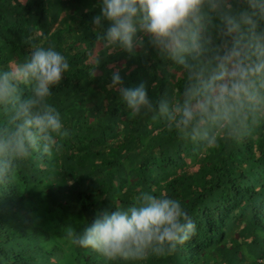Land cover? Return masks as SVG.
<instances>
[{
	"label": "trees",
	"instance_id": "1",
	"mask_svg": "<svg viewBox=\"0 0 264 264\" xmlns=\"http://www.w3.org/2000/svg\"><path fill=\"white\" fill-rule=\"evenodd\" d=\"M100 10L101 0H0V70L24 62L33 46L69 63L49 97L68 136L0 186V264H264V122L205 147L151 114L132 116L109 87L116 69L123 87L143 84L154 103L179 97L182 69L147 41L135 55L103 48L92 23ZM7 116L0 108V125ZM140 192L178 200L194 221L172 255L109 261L66 237L68 226L81 233Z\"/></svg>",
	"mask_w": 264,
	"mask_h": 264
},
{
	"label": "clouds",
	"instance_id": "2",
	"mask_svg": "<svg viewBox=\"0 0 264 264\" xmlns=\"http://www.w3.org/2000/svg\"><path fill=\"white\" fill-rule=\"evenodd\" d=\"M92 23L103 48L135 55L147 41L182 69L179 97L156 103L143 84L123 87L116 69L109 87L132 116L151 114L179 138L205 147L239 139L264 122V0H101ZM68 69L60 52L33 46L24 62L0 70V108L8 114L0 125V186L34 153L59 152L58 138L68 132L49 97ZM135 201L105 211L81 233L68 226L66 237L109 261H144L172 255L195 233L178 200L140 192Z\"/></svg>",
	"mask_w": 264,
	"mask_h": 264
}]
</instances>
